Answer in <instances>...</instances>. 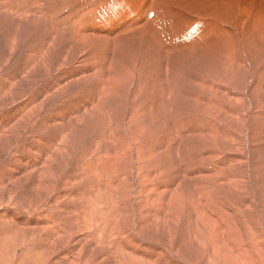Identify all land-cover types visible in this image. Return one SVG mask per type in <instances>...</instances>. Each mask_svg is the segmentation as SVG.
I'll return each instance as SVG.
<instances>
[{
  "label": "rangeland",
  "instance_id": "1",
  "mask_svg": "<svg viewBox=\"0 0 264 264\" xmlns=\"http://www.w3.org/2000/svg\"><path fill=\"white\" fill-rule=\"evenodd\" d=\"M2 1L3 0H0V49H1L0 57L8 56L10 51L16 50V52H12V54H10L12 58L8 56L9 58L8 61L11 62L9 63L8 66H2V67L0 66L1 68L0 71L5 69V71L0 75V77H4L7 75L12 77V74L16 71H18L19 73L17 77L15 76V79H18V80H11L8 83L11 86L10 90L9 88H7L8 85H5L7 84L6 81L5 82L2 81L3 84L2 82H0V96H1L0 97V182H4L6 180V175L10 177L11 176L10 172H13V170H11L7 166V161L11 158L13 154L18 153L21 155V159L16 160L12 164V166L15 167L17 171H21L22 163H24L25 160H27V163L33 164L32 162L34 159L32 158H35L36 156H38L39 153H47V156H46L47 160H46L45 166L41 167L39 165L37 166L33 164V166L31 165V167L32 169H36L35 172L30 173L28 175L23 174L22 180L19 181L18 184H11L14 181L9 182V184H11L12 187H16L17 191H19L20 190L19 187L31 185L34 182H36L38 179V172L39 174H48L51 172H56L59 174V176L62 179L70 180L73 183V188H76V191L72 192L73 201L77 204L85 203L87 205V208L89 209V212L85 216L83 208H74V212L72 215L64 216V220L67 222V224L70 227L80 226L82 228H85L89 220L90 221L94 220L92 217L96 214V211H99L102 215L101 222L103 223L102 224L103 230L107 233L111 232V234H115V231L109 227H110V220L117 215L115 213L116 207L114 204L116 200H118L119 202H124L125 204H129L131 209L128 210L127 212L134 214L139 204L143 203L145 207L149 206L153 198H150V200H148L147 202H143L142 200H136V197L138 195H135V188L133 184L130 185V181L128 177L124 178V175L122 172L123 166L121 165L123 153H117L115 152V150L121 149L124 143L128 140L126 136V131L129 128L126 130H123V129L117 130L116 127H114L113 122L114 120H117L115 118L116 117L118 118L119 115H123V119L125 115H129L131 126L132 127L135 126L134 129L139 128L137 131L140 133V130H142L140 129L141 128L140 124L136 125L138 119L136 118L135 115L129 113V106L133 103H136L142 100L141 98L146 99V101H148L149 99H152L153 97L152 91L155 87L153 83H151L152 81L150 79V76L152 75L154 76L156 74V70H154L151 67V63H152V60L154 59L158 60V58L161 55L160 56L158 55L159 57L155 56L156 57L155 58V57L146 55L147 54L146 52L144 53V55L141 52L140 53L138 52V54L136 55L135 62H133L132 57L128 53L125 54L121 52V48L127 47L126 46L127 44L124 42L118 43L121 46V48L114 51V47L116 45L110 43L109 40L111 39L104 38L102 40L107 41V42L105 43L106 49L105 51H103L100 48L98 50V47L92 46V45L91 46L90 45L77 46L79 43L73 44V40L68 39L67 37H61L62 40L69 46L71 45L76 46L75 51L70 54L64 55L55 50V55L52 61V65H53L52 70H49V69L43 70V74L38 73L39 79L36 82L29 83L30 80L29 81L27 80L29 79L27 74L23 75L24 73H20V70L23 71V69L25 68L23 63L29 57L31 52L38 50V47L41 48L43 44L45 45L46 40L43 37L37 42L36 46H34L33 44H30L29 46H27V48H25L21 52L22 55L19 52H17L19 47L15 45L16 44L15 40L17 39L16 36H20L23 42L29 43V40L31 39L30 37H32V35H30L29 33L27 35L26 29L30 28V26L24 23L23 21H21L22 19L20 20V18L17 17L16 15L14 16L13 14H11L9 11L7 13V10L4 8L6 4H3ZM17 1L19 0H15L14 3H16ZM23 1L25 0H22V3ZM248 2L249 3L257 2V3H253V5H251L250 7H248L247 10L244 11L246 13H244L245 15H242V22H243V25L244 24L245 25L242 28H238L236 25V28H235L236 35L235 33H233L232 35L233 38H235V36L238 35L240 45H242V50H244L243 53L245 52L247 55H249V58H248L249 61L251 62L255 61L254 56L256 57V61L258 60L257 64L256 62L251 63V68L248 69L249 71L247 72V75L244 79V80H247V82L245 85L242 84V88H244V93L242 94L241 98L239 99L236 105L237 109H240L244 113H247V115H243L244 117H238V115L236 114L229 113L226 115L227 117L225 119L227 123L222 121L221 117L219 119H216L218 123V127H223L224 125H226L227 127H230L229 125L232 124L231 126L234 129L233 132H229V131H226L225 129H220V128L215 129L214 125L210 127L209 122L199 119L198 116L197 118L192 119L190 122H187V120L191 117V115H187L183 117L178 116V112L174 111V101L176 100V97L174 99L172 98V92L178 91V83H172L170 81L171 76L169 74L166 73L163 75V80L166 85L165 99L167 98V101H164V103L167 106V111L171 119L170 128L171 130L173 129L172 130L173 133L177 135L176 137L177 141L183 139L184 136L189 135L191 133L193 136L195 134L194 132H197V139H200L203 137L209 138L211 140V143H210L211 146H217L218 148L221 147L219 148L218 151H216V153L214 152L213 155H210V157H207V158L205 155H200L198 151H197V155H193V156H190V158H187L188 154L186 152L183 153L181 151L180 154L176 153V147L174 146L173 148L172 146H170L171 142L173 141L171 140L170 142L169 136L171 135L168 136V133L166 134L167 135L166 138L169 140L165 142L164 144L169 145L171 153H172V154L170 153V156L174 155L173 159L176 160L177 183H178V179L180 177L182 178L180 179L179 189H177L178 190L177 192H179L180 188L182 187L183 188L185 186L191 187L193 194L192 196H189V197L186 195V197L188 199H191V202L197 201L198 208H197V204H193V206L189 208L187 207L188 205H185V204L183 205V207H181L182 205L178 204L175 207L168 208L166 207L167 205H165L164 200L168 198L169 194H167V197L165 199H162L160 195L159 197H161V199L159 203H162L163 208H159L160 206L159 205L156 208H152L148 210L149 214H151V212L154 209H156L157 217H159L157 221L155 217L152 218L149 216V214H138L139 216L137 215L132 216L133 219L131 218V221H130V220H126L125 218H121L122 214L126 212L125 211L126 208L122 206V208L120 207V210H121L120 220L123 222V226L120 228L121 243L117 244L116 242H114V238H113L111 239L109 245H105L104 243L97 242L94 238H91L88 240L87 247L84 250L86 252L80 253L79 259L84 261L86 258L87 252H88L90 255L92 254L95 257V261L97 264H105V256H108L112 264L114 258L117 257V252H118L117 250L120 244L124 243V244H127L128 247H131L132 242H135L134 235L136 232L140 231V228L138 230H133L130 232L132 223L136 222L135 226L139 227V225L144 224V222H146L147 224H150L152 222L153 223L161 222L165 226L163 227L161 225H157V226L159 227L160 230L161 229L164 230V235H159L158 237L162 238V240L164 241L165 237L170 231L169 236H170V239L172 238V241L170 242V245L168 246L171 248L165 246L163 242L155 241L156 245L154 246V249L159 250L160 248L162 249L168 248L172 252H174L173 250H175L176 254H178L176 255L177 257L181 256L177 252V250H179V251H183L182 254L184 256L188 255L189 257L191 256L193 257V258H188L186 256L185 258H183V260L179 259L178 264H199L198 263L199 259L195 260V258L198 257V255L196 256L195 254H191L188 251L193 250V253H196L195 250H197V247L199 248L201 246L204 247V249H200L201 252L202 250H204V254H206L207 252L206 258H208L210 254H212L213 252H216L219 256V253L223 250L234 253L235 251H238V248H239L240 251L243 249V252L244 251L245 252L243 254L239 252L240 254L235 253L234 255H232V259L235 261V263L237 264L243 263L241 260H243L244 263H247L250 261V264H263L264 263V250L258 251L256 249L257 246L259 247L262 243L264 244V222H263L264 221V113H261L259 110V106L264 104V86L262 85L260 86L257 83H254L255 80H253L254 73L260 74L264 71L263 69L260 68L264 62L262 61L263 59L262 57H264V32H262L264 31V19L261 18V15H263L264 13V2L263 0L262 1L248 0ZM129 6L130 4L129 2H127V0H106L104 8L100 5H96L95 8L97 10H102L104 14L106 13L110 15H115V14H118L122 10H126ZM238 6L239 4L237 5V7ZM127 12L130 13L131 10ZM4 14L5 16H7L6 18L1 17V15L4 16ZM250 14L252 16H250ZM173 15L176 16L174 13ZM190 15L191 14H188L185 12L181 13V16L183 18H185L186 16L189 18ZM11 16L13 18H11ZM156 17H157V20H160L161 15H157ZM155 18L153 19V21H155ZM128 20H129V17L126 21ZM15 25H17L18 27ZM33 30L35 29L33 28ZM196 30L198 31V24L197 22H193L191 20L190 27L186 30L183 29V32L185 35L188 36V35H191L193 31H196ZM17 32H20V33H17ZM22 32H25V35ZM34 33L36 32L34 31ZM213 36H214L213 33H208L206 34V37H204L203 39L207 40L208 39L207 37L212 38ZM125 37L129 38V36H126V35L122 36V38H125ZM217 37L219 40L221 39L219 42L220 44L222 43V45L223 43L227 42L226 41L227 38L229 39V37L223 34H219V36ZM166 38L167 37H165V42L167 45L170 46L171 39H168V38L166 39ZM10 39H13V41L10 42ZM148 39H152V35L150 33L148 34ZM129 40L131 39L129 38ZM133 42H136V41H133ZM13 43H15L14 45L17 47H15ZM4 45L6 46V48ZM165 45H163V47H166ZM224 45L226 47L228 46L226 44ZM153 47L156 48L155 46ZM60 51L63 52L62 48L60 49ZM158 51L159 53H161L160 49H158ZM45 52L46 50L44 51V53ZM77 52L79 53L77 54ZM16 53L18 55H15ZM13 54L15 55V57L16 56L18 57L13 58L14 57ZM100 55H103V56H100ZM199 55L204 56L205 53L204 54L202 53ZM199 55H196V56H199ZM143 59L145 60V62H147L146 60H149V62H147L146 64L149 68L146 67V70H145V67L142 66L141 63H139ZM234 59L236 61L240 59V56L235 55ZM259 59H261V61ZM160 62L170 63V62H166L163 58H160ZM175 64H176V67L173 69L172 77L173 78L177 77V79L179 80L181 75H180V71L177 69V66L182 65V64H179V63H175ZM28 71H32V69L31 70L29 69ZM124 73H128L129 77L132 76L131 78H129V82H127V85H128L127 88L124 86V83L126 84V81L122 77ZM250 76L252 77V79ZM98 79H99L98 81L99 84L94 83ZM1 80L2 79H0V81ZM159 82H161V80H159ZM162 85L163 83H161V86ZM102 86H105V88H102ZM119 87H120V90L122 88L125 89V91L120 95L118 93L120 91V90L118 91ZM183 87H184V84H183ZM6 90L9 92H7ZM94 91L96 93L98 92L99 98L97 97L93 98L94 96H91L89 100L91 101L93 99V101L85 102V104L89 103L88 105L92 104V106L90 105L89 107L93 110H91V112L88 113V114H92L91 115L92 117H89L91 119L88 121L87 116H85L87 121L82 122V124L77 125L76 123H74L72 125H69L71 117H74L75 108L79 104L80 100H86L89 97V95L86 94L85 92H90L92 94L94 93ZM146 92H148V95L147 94L145 95ZM138 98H140V100ZM43 101L45 102L43 103ZM93 102L94 103L97 102V104L96 103L94 104ZM177 102L181 103L185 101H176V103ZM223 105H224V102L219 104L220 107H223ZM33 107H37V111H35ZM153 112L154 111H152L151 113ZM156 112L157 111H155L154 112L155 114L153 113V115H156ZM224 113L226 114L228 112L225 111ZM224 113L222 115H224ZM98 114H102V116H99ZM111 114H113L114 116L116 115V116L113 117L112 115L111 117ZM103 116H105L104 119H103ZM156 116L159 117L158 112ZM106 119H109V120H106ZM209 121H213L211 117L209 118ZM77 129H79V131H77ZM73 131H75V133H73ZM212 131H215V132L219 131L216 137L212 133ZM145 134H146V131H143L140 134H137L138 136L137 139L133 141L134 142L133 144H135V141L137 140V143L135 145L140 147L139 150L146 148V150L148 151L146 154H144L146 155V157L144 158H140L141 155H138L139 162H141L138 164V166L141 167V169L136 170V172L142 171V168L143 167L145 168L148 164L152 168V165L156 166L155 165L156 160L163 159L161 156L159 157L160 151H157V147H159V145H157L156 143L157 141L154 140V142L149 144L148 141H152V139L150 138L148 140L147 134L146 135ZM248 135L249 137L253 136L254 138H253V141H247L248 145L244 147L243 146L244 141L239 142V139L241 137L245 138L246 136H247L246 138H249ZM151 136L154 137L152 133H151ZM72 137L76 139V143L73 142ZM155 139H157V137H155ZM154 143L156 144L153 145ZM147 144L149 145L147 146ZM131 146H130L129 151H131L133 148V146L132 147ZM179 146L180 145H177V148ZM161 148L163 149V147ZM201 148H204V144H201ZM243 148H244V151L246 150L247 152L249 149L250 153L249 154L245 153V156H243L242 160L238 158L237 160H235L234 158H231L229 161H227V158L224 157L234 152L242 153ZM172 149L174 151H172ZM150 150H153V151H150ZM165 150L167 149L164 148L163 151ZM239 155H240L239 153L235 154L236 157ZM28 157H31V158H28ZM182 158L183 160L180 161V159ZM150 159H152V161ZM223 159L225 162L223 161L222 165L220 166V162ZM134 162H136L135 159H134ZM183 162L194 163L196 167L194 166L193 169H195V171L197 170V168L198 169L203 168V171H211L209 172L208 178H207L208 173H203L206 177L204 175L202 177L203 180H206V179L211 180L208 186H206L204 189L197 186V182L195 181L194 183L193 178H196L197 176H200L201 174L195 173L194 176H191L195 171L193 169L192 170L189 169L188 171L187 167L184 168ZM209 167H212V170H210ZM237 172H240L241 174L244 173L243 176L245 177V180L243 179V181L247 182L246 188H243L244 186L242 185L235 186V184H232L228 180H226L228 182L223 181L222 178L225 174L228 175L229 173L234 174ZM146 173H149V172H146ZM141 174L137 177L138 180H136L138 183V188L136 189V191L139 194L149 189L152 183L154 184L155 182L157 183L161 179V176L163 173L160 174V172H156L155 170L152 176H148L147 174L146 176H142ZM3 184L5 185V182ZM3 184L2 186H4ZM155 186L153 188H155ZM213 186L218 187L220 191H222V189L225 190L227 187L226 190L229 189L230 194L237 195V196H241L245 194L249 195L248 192L250 193L256 192V194H255L254 199H249V201L247 199L246 201H244V206L241 207L239 200L235 201L234 198H232L233 200L232 199L228 200L227 195H225L222 192L216 191V193L218 194L217 196L218 201L214 197L216 200V203H213V201L211 202V196L213 197V191L211 187ZM57 187H60L58 183H57ZM11 188L8 189L7 196H2L0 194V205L8 204L7 205L8 208L10 207L9 209L12 208L11 211L16 212V216H17L16 219L19 220V218H21L20 216L24 214V211L23 209H21L22 210L21 211L20 208L13 206V204L11 203L16 202V201H21V200L23 201V198L18 196V194L15 193L16 191L13 192L14 193L13 195H10ZM242 188L244 189L246 193H244ZM0 189H1V183H0ZM174 190L175 189H173V191L171 192H174ZM146 193H150V191ZM181 194H184V193H181ZM220 194L223 195V198L220 197ZM203 195L205 196L206 201L208 200L207 203L209 204L206 203L204 206L205 209H203L205 210L207 214L199 213V219L201 220V224L205 225V222L202 223L203 220L210 221L208 214H212V215L217 214L218 216L217 219L215 218L216 221H213L214 224L212 223L207 224V225L213 226V228L209 226L208 228L203 229L204 235L201 238L205 239L206 243H203L204 240L198 239L201 236V234L197 233V231L194 229L195 225H197V222H199L197 217L194 216V213L199 212L202 209L203 204L200 202L202 200L201 198ZM225 199H227V201ZM253 201L258 202V203L261 201V203H259L260 207L258 210L254 208L255 204H251L253 203ZM124 203H122V205ZM172 204H173L172 200L169 199V205L172 206ZM216 204L219 206H217ZM60 205H61L60 209L63 210L65 207H67L68 204L66 205L65 203H60ZM123 209H125L124 212L122 211ZM221 209L225 211L226 215L231 214V211L233 210L236 213L234 215L235 218L242 217L241 220L235 219L234 225L229 226V230L227 231V233L230 232L228 233L229 237L228 236L225 237L224 235L217 233V227L220 225L219 220H221L220 216L222 215V212L220 211ZM215 211L217 213H214ZM179 212H182L183 214L188 212L190 217H195L197 220L190 219L187 216L183 218V215L181 217ZM254 215L256 217L250 218ZM87 219L88 221L86 222ZM168 219L170 221H172L173 219V221L170 222ZM2 221L4 222V220ZM256 223H258V225ZM28 224H31V223L24 222V225H26L27 227H25L23 224L21 225L22 227L26 229L27 228L35 229V230L41 229L39 226H37L36 223L31 224L32 226L31 225L28 226ZM182 224L186 226L185 227L186 229L184 231L185 233L181 232L182 226H183ZM168 225H171V226L174 225L176 226V228L173 230H170ZM104 227H107V230H105ZM164 228L168 230H165ZM238 228L240 229V231ZM115 229L119 230L118 227H115ZM191 229L192 231L190 233ZM243 229L244 231H242ZM148 233L150 232L147 231L146 234ZM189 233H190V237L188 238L187 235L189 236ZM146 234L142 232L141 237L138 240H140L141 238L147 239ZM195 234L197 235V238H194V236H196ZM219 235L224 237V240L227 242V244H230L229 247L224 246L223 240H218ZM35 236H36L35 237L36 239L38 235H35ZM131 236L133 237L132 242L130 241ZM31 242H35V241H25L24 245H26V247H32ZM66 242L67 243L64 244L65 246H67V244L70 243L69 240H67ZM248 244H252V245L254 244L253 245L254 247L252 245L249 247ZM24 245L22 246V249L24 248ZM262 247H264V245ZM20 251L21 250H18V253H21ZM224 254H225L224 255L225 257L222 256L224 258L223 261H220V258H217L215 262L217 261L216 263H219L220 261V263L224 262L226 264H229L230 263L229 261H232V259L229 258V256L226 253ZM127 256L131 257L129 254ZM251 257L252 259H250ZM139 260L140 258H137V260H135V259L126 258L125 256L120 259V261L121 262L123 261L125 264L126 263L137 264ZM6 261L8 260L0 259V263H5ZM18 262H19V259H17L14 262V264H17ZM48 262L46 261L45 264H48ZM215 262H212V263H215ZM60 263L64 264V261L61 260ZM96 263L88 262L87 264H96Z\"/></svg>",
  "mask_w": 264,
  "mask_h": 264
},
{
  "label": "bare ground",
  "instance_id": "2",
  "mask_svg": "<svg viewBox=\"0 0 264 264\" xmlns=\"http://www.w3.org/2000/svg\"><path fill=\"white\" fill-rule=\"evenodd\" d=\"M14 1L15 0H3L2 3L6 4L4 8L7 10V13L9 11L11 14H13L14 16L16 15L17 17L20 18V20L22 19L21 21H23L24 23L30 26V28L26 29V32H27V35L28 33L32 35V37L29 36L31 38L29 40V43L23 42L20 36H16L17 38L15 40L16 44L13 43V45L15 44L19 47L17 52L21 54V52L25 48H27V46H29L30 44H33L34 46H36L37 42L43 37L46 40L45 45L43 44L41 48L38 47V50L31 52L29 57L23 63L25 68L23 69V71L20 70V73H24L23 75L27 74L29 79H27L26 77L25 78L28 81L30 80L29 83L36 82L39 79L38 73L43 74V70H46V69L52 70V66H53L52 61L55 55V50L64 55L70 54L75 51L76 46H72V45L69 46L62 40L61 37H67L68 39L73 40V44L79 43L77 46L79 45L80 46H84V45L91 46L92 45V46L98 47V50L100 48L103 51H105L106 49L105 43L107 42V41L102 40L104 38L111 39L109 40L110 43L116 45L114 47V51L121 48V46L118 43L124 42L127 44L126 45L127 47L121 48V52L125 54L128 53L132 57L133 62H135L136 55L138 54V52L139 53L141 52L143 55L146 52L147 53L146 55H149L152 57H155V56L159 57L160 55L163 56V57L160 56L158 60L157 59L152 60L153 58L151 57L152 58L151 67L154 70H156V74L154 76L152 75L153 77L150 76V79L152 81L151 83H153L155 87L152 91V95H153L152 99H149L148 101H146V99L141 98L142 100H140V98H138L140 101L138 102L135 101L136 103H133L129 106V113L135 115L136 118L138 119L136 125L140 124V127H141L140 129H142L140 130V133L143 131H146L148 140L150 138L152 139V141H148L149 144L154 142V140L157 141V142L155 141L157 145H159V147H157V151H160L159 157L161 156L163 159L156 160L155 161L156 166L152 165V168L148 164L145 168L144 167L142 168V171L136 172V170L141 169V167L138 166V164L141 163L139 162L138 155H141L140 158H144L146 157V155L144 154L148 152L146 148L139 150L140 147L135 145L137 143V140L135 141V144H133L134 143L133 141L137 139L138 137L137 134H140L137 131L139 128L134 129L135 126L133 127L131 126L129 115H125L124 119H123V115H119L118 118L117 117L115 118L117 120H114L113 122V125L114 127H116L117 130H122V129L126 130L129 128L126 131V136L128 140L124 143L121 149L115 150V152L117 153H123L121 165L123 166L122 172H123L124 178L128 177L130 181V185L133 184L135 188V195H138L136 197V200H142L143 202H147L148 200H150V198H153L150 204L148 202L149 206L145 207L143 203L141 204L138 203L139 206L136 209L134 214L127 212L128 210L131 209L129 204H125L124 202H119L118 200H116L114 204L116 207L115 213L117 215L110 220V227H109L115 231V234H111V232L107 233L103 230L102 228L103 223L101 222L102 215L99 211H96V214L92 217L94 220L92 221L90 220L88 221V219L86 220V222L88 221L87 222L88 224H86L85 228H82L80 226L70 227L67 224V222L64 220V216L72 215L74 212V208H83L85 216L89 212V209L87 208V205L85 203L77 204L73 201L72 192L76 191V188H73V183L70 180L62 179L59 176V174L56 172H51L48 174H39L38 172L37 181L31 185L19 187L20 188L19 191H17L16 187H12L11 184H18V182L22 180L23 174L28 175L36 171V169H32L31 165L33 166V164H35L41 167L45 166L46 160H47V157H46L47 153H39L38 156H36L35 158H32L34 159L32 162L33 164H29L27 163V160H25L24 163H22L21 171H17L15 167L12 166V164L16 160L21 159V155L18 153L13 154L11 158L7 161V166L11 170H13V172H10L11 174L10 177L6 175V180L4 181L5 185L3 184L4 182H0L1 183L0 194L2 196H7L8 189L12 187L10 195H13L14 194L13 192L16 191L15 193L18 194V196H20L21 198H23V201L22 200L16 201L11 204H13V206L20 208V210L23 209L24 211V214L22 215L23 217L20 216L21 218L17 220L16 212L11 211L12 208L9 209L10 207L8 208L7 206L8 204L0 205V259L8 260L5 263H0V264H14V262L17 259H19V262L17 264H38V263L45 264L46 261L47 262L49 261L48 264H63V263H60L61 260L64 261V264H81V263L87 264L88 262L96 263L95 257L92 254L90 255L88 252H87V255L84 261L79 259L80 253L86 252L84 250L87 247L88 240L91 238H94L97 242H102L105 245H109L111 239L113 238H114V242H116L117 244L121 243L120 228L123 226V222L120 220L121 218H125L126 220L131 221L132 216H135V215L139 216L138 214H149L148 212L149 209L156 208L159 205H160L159 208H163L162 203H159V201L161 197L162 199H165L167 197V194H169V196L168 198H166V200H164V202H165V205H167L166 207L168 208L175 207L178 204L182 205L181 207H183L184 204L188 205L187 207L189 208V207H192L193 204H197V201L191 202V199H188L186 197V195L188 197L192 196L193 193H192L191 187H188V186H185L184 188L182 187L180 188V191L177 192L178 191L177 189H179L180 179L182 178L180 177L177 183L176 160L173 159L174 155L170 156L171 150H170L169 145L164 144L165 142L169 140L166 138L167 136L166 134L168 133V136L171 135L169 136L170 142L171 140L173 141L171 142L170 146H172L173 148L174 146L176 147V153L180 154L181 151L183 153L186 152L188 154L187 158H190V156H193V155H197V151L200 153V155H205L207 158V157H210V155H213L214 152L216 153V151H218L219 148L221 147L218 148L217 146H211L210 144L211 140L209 138L203 137V138L197 139V132H194L195 134L193 136L191 133L189 135L184 136L183 139L177 141V138H176L177 135H175V133H173L172 131L173 129L171 130L170 128L171 119L167 111V106L164 103V101H167V98L165 99L166 85L163 80V75L166 73L169 74L171 76L170 81L172 83H178V91L172 92V98L174 99L176 97V100L174 101V111L178 112V116L183 117V116L191 115V117L187 120V122H190L192 119L197 118L198 116L199 119L209 122L210 127L214 125L215 129L220 128V129H225L226 131H229V132H233L234 129L231 126L232 124L229 125L230 127H227L226 125H224L223 127H218V123L216 119H219L221 117V120L227 123L225 119L227 117L226 115L229 113L236 114L238 115V117H244L243 115H247V113H244L240 109H237L236 105L239 99L241 98L242 94L244 93V88H242V84L245 85L247 82V80H244V79L247 75V72L249 71L248 69L251 68V63L256 62L257 64L258 60L256 61V57L254 56L255 61H252V62L249 61L248 59L249 55H247L245 52L243 53L244 50H242V45H240L238 35L235 36V38H233L232 35L233 33H235L236 25L238 28H242L245 25V24L243 25V22H242V15H245L244 13H246L244 11L247 10L248 7L253 5V3H257V2L249 3L248 0H127L130 6L126 10H122L118 14H115V15H110L106 13L104 14L102 10H97L95 8L96 5H100L104 8L106 0H25L23 1V3H22V0H19L16 3H14ZM238 4L239 6L237 7ZM129 10H131L130 13L127 12ZM150 12H153L152 16H149ZM172 12L176 16H174ZM182 12H185L191 15L189 18L187 16L183 18L181 16ZM157 15H161L160 20H157V17H156ZM250 16L252 15L250 14ZM1 17L6 18L7 16H5L4 14V16L1 15ZM128 17H129V20L126 21ZM11 18L13 17L11 16ZM154 18H155V21H153ZM261 18L264 19V13L263 15H261ZM191 20L193 22H197L198 31L197 30L193 31L191 35L187 36L184 34L183 29L186 30L190 27ZM33 28L35 30H33ZM34 31L36 33H34ZM17 33H20V32H17ZM22 33H24L25 35V32H22ZM149 33L152 35V39H148ZM208 33H213L214 36L212 38L207 37L208 38L207 40L203 39L204 37H206V34ZM219 34H223L229 37V39L228 38L226 39L227 42L225 41L226 43H223V45L224 44L228 45L227 47L225 45L223 46L222 43L220 44L219 41L221 39L219 40L217 37L219 36ZM125 35L129 36L131 40L136 41V42L129 40V38L127 37L122 38V36H125ZM165 37H167L168 39H171L170 46L166 44ZM12 41L13 39H10V42ZM152 45L155 46L157 49L154 48ZM163 45H165L166 47H163ZM61 48L63 52L60 51ZM158 49H160L161 53H159ZM45 50L46 52L44 53ZM10 52L8 56L12 58L10 54H12V52H16V50L10 51ZM78 53L79 52H77V54ZM202 53L203 54L205 53V55L204 56L199 55ZM15 55H18V54L16 53ZM15 55L13 58L18 57V56L15 57ZM196 55H199V56H196ZM235 55L240 56V59L235 61L234 59ZM8 56L0 57L1 67L8 66L9 63H11L8 61L9 59ZM100 56H103V55H100ZM160 58H163L166 62H170V63H161ZM262 58H263L262 61H264V57ZM259 60L261 61V59ZM142 61H140L139 63H141L142 66L145 67V70H146V67L149 68L146 65L147 62H149V60H146L147 62H145V60L143 59ZM174 62L182 64V65L177 66V69L180 71V75H181L179 80L177 79V77L176 78L172 77L173 69L176 67V64ZM260 68L264 70V62ZM29 69L30 70L32 69V71H28ZM4 71L5 69L1 70L0 75ZM18 73H19L18 71L14 72L12 74V77L8 75L4 77H0V79H2L0 82L6 81L7 84L5 85H8L7 88H9L10 90L11 86L8 83L11 80H18V79H15V76L17 77ZM122 77L126 81V84L124 83V86L127 88L128 86L127 82H129V78H131L132 76L129 77L128 73H124ZM159 80H161V82H159ZM253 80H255L254 83H257L260 86L261 85L264 86L263 85L264 84V71L260 74L254 73ZM98 81L99 79L96 80V82L94 83L99 84ZM161 83H163L162 86H161ZM183 84H184V87H183ZM102 88H105V86H102ZM119 90H120V87L118 91ZM124 91L125 89L122 88L118 92L119 95L122 94ZM85 93L88 94L89 97L86 100H80L79 104L75 108L74 117H71L69 125H72L74 123H76L77 125L82 124V122L87 121L85 116H87L88 121L91 119L89 117H92L91 116L92 114H88V113L91 112V110H93L89 107L90 105L92 106V104L88 105L89 103L85 104V102L93 101L92 98H91L92 99L91 101L89 100L91 96H94L93 98L95 97L99 98L98 92L96 93L94 91V93L92 94L90 92H85ZM146 94L148 95V92H146L145 95ZM176 101H185V102L176 103ZM44 102L45 101H43V103ZM223 102H224L223 107H220L219 104ZM231 102H233L234 104ZM95 103L97 104V102ZM33 109L37 111V107H33ZM259 110L261 113H264V104L259 106ZM152 111L154 112L157 111L159 114V117L156 116L157 112H156V115H153L154 112L151 113ZM225 111H227L228 113L225 114L224 113ZM223 113L224 115H222ZM98 115L102 116V114H98ZM112 115L113 114H111V117ZM115 116L113 115V117ZM104 117L105 116H103V119ZM210 117L212 118L213 121H209ZM106 120H109V119H106ZM77 131H79V129H77ZM218 132L212 131L215 137L218 134ZM73 133H75V131H73ZM151 133L154 137L151 136ZM155 137H157V139H155ZM246 137L245 138L241 137L239 139V142L244 141V144H243L244 147L248 145L247 141H253V138H254L253 136L249 137V135H248L249 138H246ZM72 140L74 143H76V139L72 137ZM156 143H154L153 145H155ZM149 144H147V146ZM201 144H204V148H201ZM131 145L133 146V148L131 151H129ZM177 145H180V146L177 148ZM160 146L163 147V149L165 148L167 150L163 151V149ZM153 150H150V151H153ZM172 151L174 150L172 149ZM234 153L235 154L239 153L240 155L236 157ZM234 153H231L224 157L227 158V161H229L231 158H234L235 160H237V158L242 160L243 156H245V153L249 154L250 150L248 149V152H247L246 150L244 151V148H243L242 153L240 152H237V153L234 152ZM28 158H31V157H28ZM134 159L136 160V162H134ZM224 159L220 162V166L222 165ZM150 160L152 161V159ZM181 160H183V158L180 159V161ZM183 165H184V168L185 167L188 168V171L189 169L192 170L195 166L194 163H189V162H183ZM209 168L210 170H212V167H209ZM155 170L156 172H160V174L163 173L161 176V179L157 183L155 182V184L152 183L151 187L145 190L143 193L141 194L137 193L136 191V189L138 188V183L136 181L138 180L137 177L141 174V172H142L141 174L142 176H146V174L148 176H152ZM193 170L195 171V169ZM201 171H203V168H200V169L197 168V170L191 176H194L195 173L201 174L200 176H197L196 178H193V179H194V183L195 181L197 182V186L204 189L206 186H208L211 180H207V179L203 180L202 179L204 175L203 173H208L207 174V178H208L209 172L211 171H203V172ZM146 172H149V173H146ZM229 174L228 175L225 174L223 176L222 178L223 181L228 180L232 184H235V186L242 185L244 186L243 188H246L247 182L243 181V179L245 180V177L243 176L244 173L241 174L240 172H237L234 174H230V175ZM9 182H13V183L9 184ZM57 183L59 184L60 187H57ZM2 184L4 186H2ZM154 186L155 188H153ZM211 188L213 191V197L211 196V202L213 201V203H216L215 198L217 199V196H218L216 191H219L227 195L228 200L232 198H234L235 201L239 200L241 207L244 206V201H246L247 199L248 201L249 199H254L255 194H256V192H252V193L248 192L249 195L245 194V195L237 196V195L230 194L229 189L226 190L227 187L225 190L222 189V191H220L219 188L215 186ZM243 188L242 190L244 191ZM173 189H175L174 192H171L173 191ZM149 191L150 193H146ZM181 193H184V194H181ZM244 193L246 192L244 191ZM160 195L161 197H159ZM220 197L223 198V195L220 194ZM169 199L172 200V203H173L172 206L169 205ZM201 199L202 200L200 203L203 204L202 209L199 212L194 213V216L197 217V219L199 220V222H197V225H195V228H194L197 231V233L201 234V236L198 239H202L201 237L204 235L203 229H206L210 226L207 224L208 223L214 224L213 221H216L215 218L216 219L218 218L217 214L216 215L208 214V217L211 222L209 220H203L202 223L205 222V225L201 224V220L199 219V213L207 214L205 210L203 209H205L204 206L208 201V200L206 201V198L204 195L202 196ZM225 200L227 201V199ZM60 203H65L66 205L67 204L68 205L63 210H61ZM122 203L124 204L122 205ZM259 203H261V201ZM259 203L253 201V203L251 204H255L254 208L258 210L260 207ZM122 206L126 208V210L123 209L122 211L124 212L125 210L126 212H124L120 218V211H121L120 207L122 208ZM197 208H198V204H197ZM220 211L222 212V215L220 216L221 220H219L220 225L217 227V233L224 235L225 237L227 236L229 237L228 233L230 232L227 233V231L229 230V226L234 225L235 219L241 220L242 217L235 218L234 215L236 213L233 210L231 211V214L233 215L231 214L226 215L223 209H221ZM179 213L181 217L183 215V218L187 216L190 219L197 220L195 217H190L188 212H186L185 214H183L182 212H179ZM214 213H217V212L215 211ZM149 216L152 218L155 217L156 221L159 218L157 217L156 209H154L151 212V214H149ZM254 217L256 216L254 215L250 218H254ZM2 220H4V222ZM24 222L31 223V224L36 223L37 226H39L41 229H37V230L28 229V228L26 229L22 227L21 225V224L24 225ZM135 223L136 222L132 223V227L130 230L131 232L133 230H138L140 228V231L136 232L134 235L135 242H132L133 237L131 236L130 237V241L132 242L131 247H128L127 244H124V243L120 244L117 250L118 251L117 257L114 258L112 264H125L123 261L122 262L120 261V259L124 256L126 258L135 259V260H137V258H140L137 264H178L179 259L183 260V258H185L186 256L188 258H193L192 256L189 257L188 255L184 256L182 254L183 251H179V250H177V252L181 256L177 257L176 255L178 254H176L175 250H173L174 252H172L168 248H163V249L160 248L159 250L154 249L156 242H163L165 246L169 247L168 245H170V242L172 241V238L170 239V236H169L170 231L168 232L164 241L162 240V238L158 237L159 235H164V230L163 229L160 230L159 227L157 226V225H161L162 227L165 226L161 222H158V223L152 222L150 224H147L146 222H144V224H140L139 227L135 226ZM258 223L256 224L258 225ZM31 224H28V226ZM24 226L27 227L26 225ZM115 227H118L119 230L115 229ZM168 227L170 228V230H173L176 228V226L174 225L172 226L168 225ZM185 227L186 226L184 225L182 226L181 232L185 233L184 232L186 229ZM210 227L213 228V226H210ZM104 229L107 230V227H104ZM165 230H168V229H165ZM147 231H149L150 233L146 234ZM191 231L192 229L190 230V233ZM242 231H244V229ZM142 232L147 235V239L141 238L140 240H138L141 237ZM190 233H189V236L186 234L188 238L190 237ZM35 235H38L36 239H35L36 237ZM194 238H197V235L194 236ZM67 240H69L70 243L67 244V246H65L64 244L67 243L66 242ZM202 240H204L203 243H206L205 239H202ZM218 240H223L224 246L226 247L230 246V244H227V242L224 240V237L220 235L218 236ZM25 241H35V242H31L32 247H26V245H24ZM23 245H24V248L22 249ZM251 245L252 244H248L249 247ZM263 245L264 244L262 243L259 246L260 248L258 246L257 247L255 246V247L258 251L260 250L262 251L264 250V247H262ZM200 249H204V247L203 246L199 248L197 247V250H195L196 253H193V250L188 251L191 254H195L196 256L198 255V257H196L195 260L199 259L198 260L199 264H215L217 262V261L215 262L217 258H220V261H223L224 258L222 256L225 255L224 253H226L229 256V258L232 259V255H234L235 253L237 254L241 252L243 254L245 252V251L243 252V249L240 251L239 248H238V251H235L234 249L235 251L234 253L223 250L219 253V256L216 252H213L212 254H210L208 258H206L207 252L206 254H204V250H202L201 252ZM18 250H21L20 251L21 253H18ZM128 254L131 257L127 256ZM250 259H252V257ZM220 261L219 263H216V264H226L224 262L220 263ZM241 261L243 263H241ZM241 261H240L241 264H250V261L247 263H244L243 260ZM212 262H215V263H212ZM229 262H230L229 264H237L235 263L233 259L232 261H229ZM105 264H111V261L108 258V256H105Z\"/></svg>",
  "mask_w": 264,
  "mask_h": 264
}]
</instances>
